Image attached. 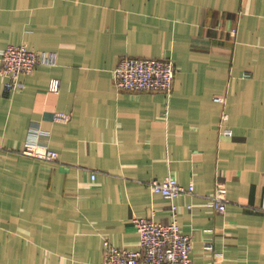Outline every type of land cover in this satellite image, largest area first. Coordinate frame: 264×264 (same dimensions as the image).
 <instances>
[{"label": "crops", "instance_id": "obj_1", "mask_svg": "<svg viewBox=\"0 0 264 264\" xmlns=\"http://www.w3.org/2000/svg\"><path fill=\"white\" fill-rule=\"evenodd\" d=\"M8 46L57 63L10 94L0 76V264H102L173 205L194 264H264V0H0V70ZM125 57L173 61L172 93L118 92Z\"/></svg>", "mask_w": 264, "mask_h": 264}, {"label": "built area", "instance_id": "obj_2", "mask_svg": "<svg viewBox=\"0 0 264 264\" xmlns=\"http://www.w3.org/2000/svg\"><path fill=\"white\" fill-rule=\"evenodd\" d=\"M1 63L0 76L5 80V91L10 94L22 88V76L33 74L40 66L56 65L57 56L36 52L25 46H8L2 53ZM175 75V64L169 59L125 57L114 70V86L120 93L162 92L170 95ZM245 77L249 75L246 74ZM53 89L58 91L59 83L56 82ZM216 101L224 102L221 98H216ZM68 119L63 114L56 117L58 122H66ZM225 134L230 135L231 131L226 130ZM21 155L43 162H54L58 158L55 152L35 142H28ZM149 187L153 193L160 194L171 202L182 194L194 191L193 186L185 188L174 179L153 181ZM212 201L219 213L226 211V192L221 186H218ZM172 211L174 219L169 224L155 222L152 218L135 219L140 249H121L106 241L102 264H194L191 260L192 240L180 230L175 205L172 206ZM212 248L206 247L207 250H213Z\"/></svg>", "mask_w": 264, "mask_h": 264}, {"label": "rangeland", "instance_id": "obj_3", "mask_svg": "<svg viewBox=\"0 0 264 264\" xmlns=\"http://www.w3.org/2000/svg\"><path fill=\"white\" fill-rule=\"evenodd\" d=\"M220 186V185H219ZM222 187V186H221ZM218 188V187H217ZM224 189V187H222ZM217 190V189H216ZM225 190V189H224Z\"/></svg>", "mask_w": 264, "mask_h": 264}]
</instances>
